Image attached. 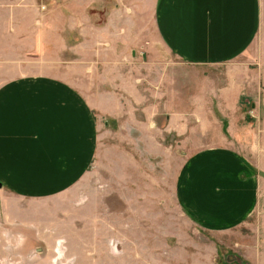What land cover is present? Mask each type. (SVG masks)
Here are the masks:
<instances>
[{
  "label": "rangeland",
  "instance_id": "rangeland-1",
  "mask_svg": "<svg viewBox=\"0 0 264 264\" xmlns=\"http://www.w3.org/2000/svg\"><path fill=\"white\" fill-rule=\"evenodd\" d=\"M113 1L0 0V60H55L76 88L90 87L86 98L97 121L87 173L67 191L33 205L0 193V216L14 221L2 224L0 217V264H254L234 234L201 232L186 221L166 187L180 159L224 140L219 126L230 113L211 95L208 75L195 80L187 69L168 79L163 67L172 55L156 41L152 64H145L132 34L145 26L154 0ZM118 18L121 39H128L121 48L107 45ZM96 41L106 44L96 48ZM65 59L74 62L63 69ZM243 113L250 126L249 104ZM169 121L186 130L175 135ZM150 182L164 186L146 187ZM133 183L141 189L130 191Z\"/></svg>",
  "mask_w": 264,
  "mask_h": 264
},
{
  "label": "crops",
  "instance_id": "crops-1",
  "mask_svg": "<svg viewBox=\"0 0 264 264\" xmlns=\"http://www.w3.org/2000/svg\"><path fill=\"white\" fill-rule=\"evenodd\" d=\"M150 9L145 26L132 34L133 45L143 47L145 64H152L156 41L172 55L163 67L168 79L187 69L208 75L211 95L220 97L222 110L230 113L219 126L224 140L194 150L170 171L171 203L201 232L234 234L238 248L253 252L254 264H264V0H154ZM104 11L103 28L109 8ZM119 20L107 44L116 48L128 40L121 39ZM24 56L0 60V193L33 205L67 191L87 173L97 121L86 98L89 86L76 88L74 76L59 70L55 60L46 65L39 57ZM60 62L64 69L74 60ZM246 104L254 116L250 126ZM170 129L175 135L186 130L169 121ZM152 156L146 148L151 165ZM133 184L130 191L141 189ZM157 184L145 185L164 186ZM161 200L165 203L164 194ZM0 217L2 224L14 223L5 214Z\"/></svg>",
  "mask_w": 264,
  "mask_h": 264
}]
</instances>
